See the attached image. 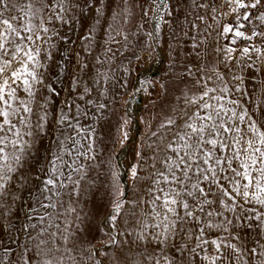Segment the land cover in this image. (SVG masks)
Listing matches in <instances>:
<instances>
[{
    "label": "snow or ice",
    "instance_id": "6c2138e0",
    "mask_svg": "<svg viewBox=\"0 0 264 264\" xmlns=\"http://www.w3.org/2000/svg\"><path fill=\"white\" fill-rule=\"evenodd\" d=\"M136 6L0 0V264H264V0ZM146 25L173 99L137 118Z\"/></svg>",
    "mask_w": 264,
    "mask_h": 264
},
{
    "label": "rangeland",
    "instance_id": "374dc122",
    "mask_svg": "<svg viewBox=\"0 0 264 264\" xmlns=\"http://www.w3.org/2000/svg\"><path fill=\"white\" fill-rule=\"evenodd\" d=\"M129 5L131 6V11L134 14L133 19V26L130 28V31H135L134 25L139 22L141 11L140 8H138L136 5H146L147 0H128ZM151 15V13H150ZM191 19V17H190ZM148 25L145 26V28L139 32L137 35L130 36L129 39L131 40V44L129 45L127 50L123 51L122 56H120L117 60V63H119L121 60L125 64H128V62H131V67L133 69L132 76L135 77L139 71H141L144 67H150L151 68V77L152 79H158L159 81L165 83L168 85V90L165 91L164 88L160 87V84L157 83L155 89L152 92L151 96H145L144 93H140L137 101L135 104L131 105L132 107L136 108V115L137 118H139L140 115H144L146 118L151 117L153 113L159 115H162L165 110L169 107L173 96L171 92V88L174 83V77L171 73L168 75H165L167 69H168V56L163 51L162 48L158 47V52L155 54H151V50L149 48L150 41L148 40L147 36L144 34L146 31L149 30ZM175 26H163V32H164V41L166 42L164 47L167 46V43H172L173 47H177L176 41L172 39L170 33L174 32ZM177 39L180 41V45L183 46L185 49L189 48V40L187 37L181 36L179 33H176ZM141 57V62L137 63L136 57ZM119 71V69H117ZM179 63L174 69V72L178 73L180 71ZM259 74H257V78L255 80H252L249 78V83L247 84V90L252 91L253 84H256L257 90L259 89ZM120 110H123V105L121 103ZM138 125V131H135V140H139L141 137V134L145 133V126L143 124L139 123V119L137 120ZM95 239L93 240V243L96 244V247L99 249L100 244L98 243L99 240L102 239L99 233H95ZM23 239V237H22ZM85 257V264H91L90 261L87 260V253L84 254ZM105 264H107V261L105 260Z\"/></svg>",
    "mask_w": 264,
    "mask_h": 264
}]
</instances>
